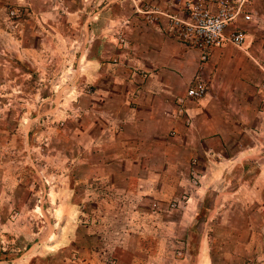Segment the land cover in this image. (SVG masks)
Instances as JSON below:
<instances>
[{"label":"rangeland","instance_id":"374dc122","mask_svg":"<svg viewBox=\"0 0 264 264\" xmlns=\"http://www.w3.org/2000/svg\"><path fill=\"white\" fill-rule=\"evenodd\" d=\"M152 1L0 0V264H26L32 255L55 264L69 255L66 250L51 254L55 250L41 246L66 224L61 217L67 204L79 211L74 226L87 223L80 214L86 173L81 163L85 155L97 159L105 138L92 124L97 113L89 108L101 95L99 76L95 67L83 73L82 52L98 43L105 50L118 43L127 51L131 25L151 23L158 15L152 12ZM247 7L254 20L248 27L255 34L250 47L258 54L264 52V0H249ZM233 128L231 133H236ZM210 157L226 166L221 154H197L189 163L196 170ZM261 160L229 164L200 207L184 198L177 202L171 220L178 219L183 205L196 215L170 223L179 230L168 233L174 242L154 253L165 255L169 264H264ZM69 197L77 201L67 203ZM145 252H120V262L146 264Z\"/></svg>","mask_w":264,"mask_h":264},{"label":"crops","instance_id":"0c3cea01","mask_svg":"<svg viewBox=\"0 0 264 264\" xmlns=\"http://www.w3.org/2000/svg\"><path fill=\"white\" fill-rule=\"evenodd\" d=\"M151 4L177 9L172 0ZM159 20L131 25L125 52L118 43L110 50L101 43L93 49L89 44L82 52L83 73L95 67L99 76L100 101H90L89 108L97 113L92 124L105 138L97 159L85 155L81 163L86 173L79 199L85 209L80 214L87 223L74 226L72 219L79 211L67 204L61 217L66 224L41 246L55 250L51 254L69 251L55 264H121L120 252L143 249L146 264H162L161 259L169 264V258L166 262V256L154 250L170 249L174 240L168 233L179 232L170 223L177 225L180 218L194 214L183 205L178 219L171 220L177 202L184 198L198 208L210 188L224 179L229 164L264 159V52L257 54L250 47L255 34L248 27L254 20L230 24L246 30L247 52L231 44L215 47L201 69L198 51L168 37L162 29L164 19ZM258 21L262 26V19ZM197 74L207 82V93L185 99ZM231 126L237 134L231 133ZM197 154L225 155L226 166L210 157L214 162L195 170L189 160ZM257 162L264 169V162ZM35 257L27 256L26 264H46Z\"/></svg>","mask_w":264,"mask_h":264},{"label":"built area","instance_id":"2783aa9c","mask_svg":"<svg viewBox=\"0 0 264 264\" xmlns=\"http://www.w3.org/2000/svg\"><path fill=\"white\" fill-rule=\"evenodd\" d=\"M172 3L176 11L156 7L152 12L158 15L150 22L162 17V29L168 37L188 49L197 50L201 63L199 69L208 61L210 51L215 47L226 44L239 49L246 47V30L240 25L231 27L230 24L237 19L244 22L252 20L247 9L248 0H172ZM182 11L186 14L183 15ZM207 88V82L197 74L186 90L185 99H200L207 93Z\"/></svg>","mask_w":264,"mask_h":264}]
</instances>
